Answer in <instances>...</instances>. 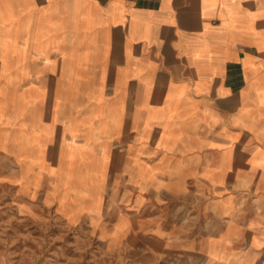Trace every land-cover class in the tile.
<instances>
[{
	"label": "crops",
	"instance_id": "crops-1",
	"mask_svg": "<svg viewBox=\"0 0 264 264\" xmlns=\"http://www.w3.org/2000/svg\"><path fill=\"white\" fill-rule=\"evenodd\" d=\"M1 140L65 218L60 161L101 162L155 264H264V0H0Z\"/></svg>",
	"mask_w": 264,
	"mask_h": 264
},
{
	"label": "rangeland",
	"instance_id": "rangeland-1",
	"mask_svg": "<svg viewBox=\"0 0 264 264\" xmlns=\"http://www.w3.org/2000/svg\"><path fill=\"white\" fill-rule=\"evenodd\" d=\"M7 141L1 140L0 146L9 147ZM15 141L18 140H12L10 151L30 169L38 153L27 140L30 152L22 155ZM85 156L79 151L75 159L60 161V173L52 182L49 194L61 190L58 210L65 218L55 206L44 204L45 190L31 196L30 186H37L38 176H23L9 158L0 154V264L156 263L150 251L135 247L139 241L134 238L118 241L120 224L113 223L119 213L129 210L121 208L116 197L104 211V225L107 223L105 227L113 231L110 239L102 234V226L96 225L101 217V194L93 191V186L101 162L85 161ZM43 180L46 181L43 178L41 183ZM85 213L89 219L82 217Z\"/></svg>",
	"mask_w": 264,
	"mask_h": 264
}]
</instances>
